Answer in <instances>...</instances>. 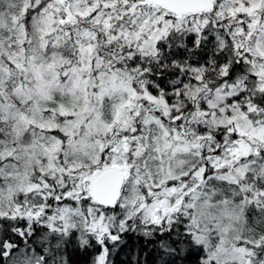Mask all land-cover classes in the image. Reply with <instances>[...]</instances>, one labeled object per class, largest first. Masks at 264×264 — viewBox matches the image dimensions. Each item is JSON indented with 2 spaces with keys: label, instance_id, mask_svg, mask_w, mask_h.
Segmentation results:
<instances>
[{
  "label": "snow or ice",
  "instance_id": "snow-or-ice-1",
  "mask_svg": "<svg viewBox=\"0 0 264 264\" xmlns=\"http://www.w3.org/2000/svg\"><path fill=\"white\" fill-rule=\"evenodd\" d=\"M0 264H264V0H0Z\"/></svg>",
  "mask_w": 264,
  "mask_h": 264
}]
</instances>
